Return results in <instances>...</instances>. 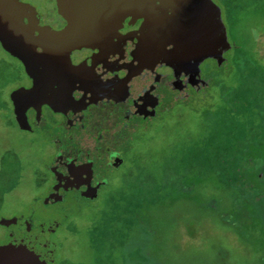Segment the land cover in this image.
<instances>
[{
    "label": "rangeland",
    "instance_id": "1",
    "mask_svg": "<svg viewBox=\"0 0 264 264\" xmlns=\"http://www.w3.org/2000/svg\"><path fill=\"white\" fill-rule=\"evenodd\" d=\"M219 1L237 14L225 63L133 133L96 203H43L48 144L13 119L0 78V218L58 217L54 264H264V0ZM0 62L17 67L1 45Z\"/></svg>",
    "mask_w": 264,
    "mask_h": 264
},
{
    "label": "flooded vegetation",
    "instance_id": "2",
    "mask_svg": "<svg viewBox=\"0 0 264 264\" xmlns=\"http://www.w3.org/2000/svg\"><path fill=\"white\" fill-rule=\"evenodd\" d=\"M24 1L34 4L31 0ZM213 1L221 8L231 42L228 18L234 19L237 14L229 12L221 1ZM39 11L44 23L56 29L65 26L56 0H47ZM144 20L143 15L128 14L115 26L104 46L73 50L72 63L83 72L69 86L72 101L29 106L25 110L28 125L22 124L16 115L11 93L22 85L31 86L32 79L22 61L3 50L17 66L13 72L6 68L4 72L0 62V78L6 86L11 83L8 105L12 117L23 129L42 137L49 147L43 164L48 177L39 182L40 186L47 187V193L41 198L45 205L99 201L113 184L112 176L125 166L123 145L130 143L133 133L163 115L172 102L187 100L210 86L213 72L225 63L227 52L221 63L215 58L206 59L195 74L178 75L173 68L161 63L139 68L133 51L140 42L139 31ZM208 62L212 66L207 65ZM48 219L60 221L57 230L61 228L62 221L54 215L46 216L40 223L32 217L18 227L0 225L3 229L0 246L11 245L16 255L20 246ZM51 246L52 236V252Z\"/></svg>",
    "mask_w": 264,
    "mask_h": 264
},
{
    "label": "water",
    "instance_id": "3",
    "mask_svg": "<svg viewBox=\"0 0 264 264\" xmlns=\"http://www.w3.org/2000/svg\"><path fill=\"white\" fill-rule=\"evenodd\" d=\"M56 5L66 21L61 29L44 23L31 2L0 0V45L22 61L32 79L31 86L11 93L24 125L29 106L72 101L69 86L83 72L73 65L72 51L104 46L128 14L145 17L133 51L141 69L161 63L178 75L195 74L206 59L221 63L232 48L221 8L213 0H56ZM0 225L9 226L8 219L0 218ZM59 225L54 219L42 222L16 255L11 245L0 246V264H54L50 243Z\"/></svg>",
    "mask_w": 264,
    "mask_h": 264
}]
</instances>
